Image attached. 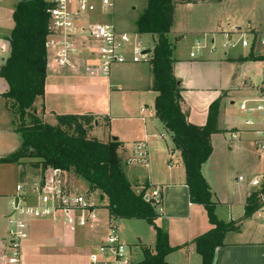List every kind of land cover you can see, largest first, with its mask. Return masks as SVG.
<instances>
[{"label": "crops", "instance_id": "obj_1", "mask_svg": "<svg viewBox=\"0 0 264 264\" xmlns=\"http://www.w3.org/2000/svg\"><path fill=\"white\" fill-rule=\"evenodd\" d=\"M234 2L235 0L214 2L180 0L175 8L169 41L173 45L175 60L173 72L183 89V110L188 111V120L191 124L205 126L210 106L221 96H225L218 127L226 133L212 136L213 153L203 165L202 174L218 204L215 209L217 218L226 223H235L236 229L226 235L225 246L217 250L214 264H264V216L257 212L249 219L244 218L251 188L247 181H239L240 177L249 180L258 175L257 164L251 155L253 145L250 142H243L247 129L246 116L239 110V103L254 98L256 87L260 83L261 63L264 61V46L261 44V38L264 36V0H240L241 3L236 6ZM133 10H136V7ZM13 12L14 9L12 15ZM180 13L183 15L179 17ZM93 20L99 18L93 17ZM14 26L13 21L10 31ZM128 34L138 36L139 41L143 36L149 38L146 43L141 41L140 43L147 44V47L143 46L150 51H153L157 44L155 35H140L137 33V27ZM0 37L5 40L7 38L1 29ZM229 40L237 45L225 46ZM241 40L247 41L250 47H242ZM180 45L184 49L189 48V55L177 54ZM9 52L8 48L7 52L0 53V68ZM151 61L138 64L128 62L115 67L109 76L92 77L83 73L84 63L78 64L80 71L76 72L70 67L56 68L53 63H49L48 54L43 102L45 120L50 125H56V116L91 115L96 126L111 129L117 135L115 137L109 135L107 139L100 141L106 143L116 139L122 143V148L129 155L133 153L136 144L147 142L148 166L127 168L126 175L131 184L135 181L144 188L148 187L146 191L150 192L155 188L161 191V219L164 220L168 231L169 243L173 248L180 247L167 257V264H202V258L192 242L212 230L214 226L211 225L204 207L191 203L181 154L174 147L172 135L156 117L155 102L158 93L153 88ZM186 70H189L191 75L186 76L184 73ZM214 75L217 84L213 82ZM211 79L213 86L210 84ZM7 90L6 83L0 78V159L17 152L22 144L20 135L15 132V118L2 96ZM147 97L150 105L143 103ZM132 100H135V104H131ZM131 113L132 115H129ZM129 123L134 125L133 129L142 128L144 133L135 134ZM152 128L164 129L171 137V156L177 157L175 164L172 160L167 162L165 152L160 153L159 158L153 156L151 159L150 140L165 141V135L162 133L157 135L148 133ZM226 142H231V145L227 146ZM217 150L240 159L241 172L237 177L229 171L227 173L217 171L219 169V165H215ZM215 168L216 171L213 170ZM142 169L148 171L147 178ZM22 172V165L0 164V237L6 233L9 201L16 193V186L23 182ZM221 181L228 183L223 182V185L227 186L226 190L222 189ZM92 197H89L90 201ZM106 206H97L92 226L86 227L89 229L82 228L78 233V236L85 237L91 230H96L95 235L100 236L96 240L92 238L86 242L83 240V246L77 247L85 252L89 264L91 254L102 244V236L105 235L102 215L106 213L109 224L112 220ZM122 221H116L117 225L119 226ZM52 224L53 222L48 220L31 222L30 238L24 246L26 264L32 260L33 252L36 251L32 246L35 237L33 234L38 232L37 234L41 236L46 226L59 230V227ZM56 241L61 242V239Z\"/></svg>", "mask_w": 264, "mask_h": 264}, {"label": "trees", "instance_id": "obj_2", "mask_svg": "<svg viewBox=\"0 0 264 264\" xmlns=\"http://www.w3.org/2000/svg\"><path fill=\"white\" fill-rule=\"evenodd\" d=\"M14 1L12 17L15 26L6 38L10 52L0 68V78L7 85L8 90L2 96L15 118V132L20 135L22 144L17 152L0 159V164L22 165L23 182L28 173L26 161L30 160L36 161L41 179L48 170H59L62 177L72 175L85 180L89 193L97 192L100 200L107 201L106 209L113 221L141 220L154 228L156 244L153 248H145L144 259L136 264H167V257L180 247L173 248L166 226L156 223L160 217L156 206L144 199L148 187L137 193L129 181L126 175L129 154L122 148V143L88 138L91 122L95 120L91 115L56 116V125L45 120L46 41L51 4L46 0ZM179 3L180 0H147L136 27L140 35L157 37L151 61L153 88L158 93L156 117L172 135L174 147L181 154L191 203L202 205L214 226L192 242L202 264H214L217 250L225 246L226 235L236 229L235 223L217 218L215 209L218 204L202 174L203 165L213 153L212 136L226 133L218 127L225 96L210 106L205 126L189 122V113L183 110V89L173 72L175 60L173 45L169 41L175 8ZM258 208L254 200L249 199L244 218H251Z\"/></svg>", "mask_w": 264, "mask_h": 264}, {"label": "built area", "instance_id": "obj_3", "mask_svg": "<svg viewBox=\"0 0 264 264\" xmlns=\"http://www.w3.org/2000/svg\"><path fill=\"white\" fill-rule=\"evenodd\" d=\"M6 0H0V6ZM51 4L48 11V37L46 49L52 52L56 68H72L84 63L83 73L92 77L109 76L111 71L128 62L138 64L151 61L153 51L146 49L138 36L120 32L110 20L116 0H46ZM98 17L99 20H93ZM264 46V36L261 38ZM237 44L228 41L225 46ZM244 48L250 44L241 40ZM8 44L0 37V53L7 52ZM199 54V52H197ZM194 57V54H192ZM50 58V56H49ZM260 83L256 96L239 103V110L246 116L245 127L254 136V148L264 156V61L261 63ZM147 142L134 146L127 164L148 166ZM251 192L249 199L258 205V213H264V173L247 180ZM146 202L156 208L161 206V191L158 188L145 192ZM96 206L89 197L83 196L63 180L59 170H48L44 178L33 187L20 182L15 195L9 201L6 216L7 229L0 237V264H26L24 246L30 238V224L34 220L64 222L72 232L92 226ZM161 210V209H160ZM107 240L90 256L91 264H134L128 255L127 246L119 236L116 221L109 224Z\"/></svg>", "mask_w": 264, "mask_h": 264}, {"label": "rangeland", "instance_id": "obj_4", "mask_svg": "<svg viewBox=\"0 0 264 264\" xmlns=\"http://www.w3.org/2000/svg\"><path fill=\"white\" fill-rule=\"evenodd\" d=\"M188 2L196 1V0H187ZM235 6L240 2V0H235ZM147 0H116L115 2V10L113 14L110 17V20L116 25L117 29L121 31H126L130 33L131 31H134L135 25H136V19L140 15V13L143 11L144 7H146ZM136 7V10H133V8ZM15 8V1L14 0H8L6 1L0 9V29L4 36H9L11 33V28L13 25V17H12V10ZM183 14L180 13L179 17ZM133 33V32H132ZM150 39L147 37H141L140 41L145 42L149 41ZM220 41V40H219ZM218 41V42H219ZM217 42V43H218ZM145 47H147V44H143ZM189 48L184 49L182 45L178 47L177 54L179 56L189 55ZM50 58L49 63H52V52H48ZM184 73L187 75H191V72L189 70L184 71ZM213 82L217 84L215 75L213 76ZM213 82L211 79L210 84L213 86ZM133 102V103H132ZM146 105H150V100H148V97L145 98L144 102ZM131 104H135V100L131 101ZM129 115H132L129 114ZM95 120H92L91 128L88 131V138L90 139H99L104 140L107 139L109 135H112L113 137L117 136L114 131L105 129V127H98L96 126V123L94 124ZM128 123H125V125ZM130 124V129H132L135 134H143L144 130L142 128L140 129H133L134 125L132 123ZM124 125V126H125ZM150 134H164L165 135V141H158V140H150V154L151 159H153V156L159 158L160 153L165 152L167 156V162L172 160V163H176L177 157L171 156V150H172V139L169 137V135L166 133L164 129L155 130L154 128L150 129L148 131ZM245 139L243 142H250L253 145L254 136L250 132V130L246 129ZM136 137V136H135ZM138 137V136H137ZM243 137V135H242ZM133 139V138H131ZM227 146L231 145V142H226ZM169 148V149H168ZM223 148V147H222ZM162 149V151H160ZM251 155L253 160L256 162L257 166V172L256 174L261 175L264 173V156L260 154L255 148L254 145L251 148ZM130 156V155H129ZM240 159L237 158L235 155H227L224 154L221 151L217 150L216 154V161L215 165H219V169L217 171H222L223 173H227L228 171L232 173L235 177L238 176V174L241 172L240 169ZM36 161H26L27 175L25 177V182L28 183V188L33 187L36 183L40 181V175L41 171L40 169L35 167ZM140 165H133L131 167L137 168ZM128 167V168H131ZM13 170V169H11ZM216 171V168L213 169ZM132 170H130L131 172ZM142 173L144 174L145 178H147L148 171L146 169H142ZM214 174V172H212ZM257 176V175H256ZM63 180L67 182L70 186H72L77 192L83 196L86 197H92L91 201L95 204V206H106L107 202L100 200L99 195H97V192H88L89 185L88 183L83 179H77L75 177L71 176H64ZM17 181V179H16ZM19 181V180H18ZM223 182L228 184L226 181H221L222 189L226 190V185H223ZM139 182H132L133 187L135 188V191L137 193H140L143 191L142 186L138 185ZM225 194H228L225 192ZM96 206V209L98 207ZM161 206L159 205L156 208V213L160 216L156 223L159 226H162L165 228L164 220H162L161 216ZM103 214V213H102ZM264 216V213H260ZM102 222H104L105 225V232L102 236V242H105L107 240V237L109 233H111L109 229V220L106 216V213H104L101 217ZM53 222L57 227H59V230H53L51 227L46 226L44 229V233H42L41 236L39 234H33L35 236L33 238L32 246L35 247V252H33V255L31 257L32 260L28 262V264H89V259L87 255H85V252L80 248L82 247L83 243L82 241H90V239L96 240L100 238L95 235L96 230H91L89 235L84 236H78V233L81 231L80 229L77 232H72L70 228L64 223H56L53 220H48ZM112 221V220H111ZM52 224V225H53ZM54 226V225H53ZM55 227V226H54ZM119 233L122 239V242L127 246L128 255L130 259L134 263H139L144 259V250L145 248L149 246H155L156 244V232L152 226L147 224L145 221L141 220H123L119 224ZM51 228V229H50ZM89 229V228H86ZM61 239V242H57V239ZM56 241V242H55ZM54 243V244H52ZM50 247V248H49ZM99 246L94 250L93 254L98 251ZM48 250V251H47Z\"/></svg>", "mask_w": 264, "mask_h": 264}, {"label": "water", "instance_id": "obj_5", "mask_svg": "<svg viewBox=\"0 0 264 264\" xmlns=\"http://www.w3.org/2000/svg\"><path fill=\"white\" fill-rule=\"evenodd\" d=\"M114 141H117L116 139H114Z\"/></svg>", "mask_w": 264, "mask_h": 264}]
</instances>
